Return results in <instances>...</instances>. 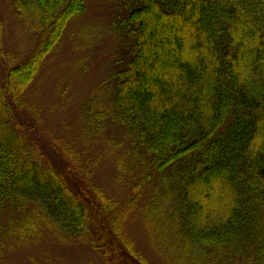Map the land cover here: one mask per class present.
Wrapping results in <instances>:
<instances>
[{"label": "trees", "instance_id": "trees-1", "mask_svg": "<svg viewBox=\"0 0 264 264\" xmlns=\"http://www.w3.org/2000/svg\"><path fill=\"white\" fill-rule=\"evenodd\" d=\"M119 2L124 14L113 25L125 43L113 58L112 100H102L82 131L97 134L109 120L125 130L128 178L139 181L117 202L92 180L95 160L70 148V162L57 167L18 119L44 61L86 3L13 0L36 42L9 58L0 76V238L8 248L35 244L43 233L92 238L109 264H264V0ZM150 171L160 191L140 219L156 262L125 230Z\"/></svg>", "mask_w": 264, "mask_h": 264}, {"label": "rangeland", "instance_id": "rangeland-1", "mask_svg": "<svg viewBox=\"0 0 264 264\" xmlns=\"http://www.w3.org/2000/svg\"><path fill=\"white\" fill-rule=\"evenodd\" d=\"M85 3V12L71 21L62 40L44 61L27 93L28 111L19 110L18 119L28 127V133L44 152L48 148L52 156L58 157L52 158L57 167L70 162L66 153L70 148L79 159L95 160L92 180L114 200L124 202L131 187L140 179L138 174L131 180L128 178L132 137L110 120L102 121L103 127L97 134L82 131L90 123L87 117L100 109L102 100H112L109 94L114 85L110 78L113 58L115 54L120 56L119 48L125 43L113 22L124 14V9L119 0H85ZM22 28L13 0H0V76L2 66L9 58L26 53L36 42L35 34ZM84 140L90 143V146L85 143L87 150L83 148ZM64 168L67 170V166ZM150 175L148 186L139 194H133L134 208L125 230L134 245L156 262L157 257L151 251L149 236L140 219L155 188L160 191L157 175L153 171ZM218 183L221 181L217 180ZM94 206L98 208L96 204ZM93 228L88 235L95 234ZM0 242L3 247L0 264H109L94 248L98 240L92 241V238L57 241L43 233L32 245L8 248L11 241L0 238Z\"/></svg>", "mask_w": 264, "mask_h": 264}]
</instances>
